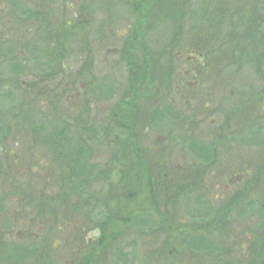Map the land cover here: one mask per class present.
I'll return each mask as SVG.
<instances>
[{
    "label": "rangeland",
    "instance_id": "1",
    "mask_svg": "<svg viewBox=\"0 0 264 264\" xmlns=\"http://www.w3.org/2000/svg\"><path fill=\"white\" fill-rule=\"evenodd\" d=\"M194 33L209 37L200 45L214 52L209 65L192 56L193 47L182 49L186 42L177 44ZM126 51L149 65L137 60L131 71ZM73 52L78 56L68 58ZM16 64L26 69L13 72ZM174 69L186 76L177 81L182 89L164 93L158 82ZM140 78L152 84L149 101L141 102ZM167 97L175 112L167 115L163 102L143 143L134 113ZM204 106L205 112L188 108ZM174 120L180 129L169 139ZM55 129L67 133L65 142L47 141ZM115 136L128 146L138 139L141 159L154 160L143 163L134 148L133 159L131 152L120 158ZM72 145L84 150L89 175L75 174L79 157L55 162ZM214 160L199 176L202 184L176 199L152 198L158 163L167 188ZM239 190L253 209L242 212L243 202L239 215L226 212V200ZM262 206L264 0H0V264H260ZM66 207L76 216L63 219ZM100 211L114 228L95 229ZM79 239L104 247L79 251Z\"/></svg>",
    "mask_w": 264,
    "mask_h": 264
},
{
    "label": "trees",
    "instance_id": "2",
    "mask_svg": "<svg viewBox=\"0 0 264 264\" xmlns=\"http://www.w3.org/2000/svg\"><path fill=\"white\" fill-rule=\"evenodd\" d=\"M148 4H151V5H153L152 4V2H150V3H148ZM144 9H145V7H144ZM148 15L149 16H151V11H149L148 12ZM208 18H209V16H208ZM207 25V24H206ZM219 29H220V27H218ZM234 29V28H233ZM242 29V33H245V34H249V30H247V29H245L244 28V26L241 28ZM197 33H194V34H188L185 38L184 37H182V39L184 38V41H182V39H180L179 41H177V44L179 43V45L180 44H182V45H184L185 44V42L188 44L187 46H183V48L182 49H185L186 51H190V47H193V52H194V55H192V56H195V53H198L197 55L198 56H200V57H202V56H204L206 59H210V60H212L213 58H214V52L213 51H210V50H208V49H205V48H203V47H200V45H202V39L203 38H209V37H202V36H197L196 35ZM194 41H196V43L194 42ZM55 45V44H54ZM57 47H58V49H59V56H60V63H64V61L65 60H67V57H65L64 56V54H65V51H64V41H61V43H59V44H57ZM203 50H205V51H203ZM231 53V52H230ZM124 54H125V57H124V62H128V61H132V59L134 60L133 62H132V64H131V67H132V65L134 66V62L135 61H137L138 60V62L141 60V59H137V60H135L136 58H133V55L129 52V51H126V52H124ZM185 54H187V52L185 53ZM190 54H188L187 56H189ZM242 55V54H241ZM232 57L233 58H237L238 57V54H235V53H233L232 52ZM144 58V57H143ZM239 58V57H238ZM261 58V57H260ZM142 61H147V58L145 59V60H142ZM138 62H136L135 63V65L136 64H139ZM134 67H132L131 69H133ZM255 110V107H253V108H251V110H249L250 112H252V111H254ZM247 111V110H246ZM248 111H247V115H248ZM247 117V116H246ZM246 117L244 118V119H246ZM102 122H104V121H102ZM55 133H57V136L56 137H54L55 136ZM66 135H67V133H66ZM64 137V138H63ZM53 138H59L58 139V141H65V139H66V137L65 136H63V131L62 130H60V129H55L54 130V132H53V134H51V139L50 140H52ZM114 139H116L115 140V147H117L115 150H116V152L117 153H119L118 154V156L120 157V158H122V159H126L127 157L126 156H128L129 155V153L128 152H131L130 153V156L132 155V159L134 158V156H133V154H134V152L132 153V148H134V151L136 152V158L137 159H139L140 160V148L137 146V144H136V142H133V146L134 147H132L131 145L130 146H128V142H123V141H125V140H123L122 138H119V140L117 139V136H115V138ZM113 139V140H114ZM138 140V139H137ZM53 141V140H52ZM71 141V140H70ZM244 142H246V140L244 141ZM204 146V145H203ZM71 147V148H70ZM68 146V147H66L64 150V153L68 156V157H64L63 156V151H60V153H59V155H58V157L55 159V161L57 162L58 161V163H57V165H60L61 164V162H62V160L64 159V160H68V161H70L71 159H73V158H76V157H79V159H78V162H77V164H76V167H75V174H78V173H80V172H82V171H86V176L87 175H89L88 173H92V171L90 170V169H88L87 168V166L86 165H89L88 164V162H83V164L81 163V161L82 160H84V159H82L81 157H84L85 158V152H84V150L83 149H77V151L76 150H74V148H73V145L72 146ZM201 146H195L194 148H200ZM91 156V154H88L87 155V157H90ZM149 157H150V155H149ZM80 158H81V160H80ZM89 159V158H88ZM131 159V160H132ZM213 163V162H212ZM57 167V166H56ZM158 168V167H157ZM156 168V169H157ZM156 169L154 170V171H156ZM59 171V170H58ZM163 173V170H158L157 172H156V174L154 173V175H156V180H157V183H156V185H154L153 184V191H152V198H154L155 200L156 199H158V197L159 196H163L164 197V195L167 197L168 196V198H173V199H176L177 197H180L181 195H182V192L184 191V190H186V189H188L190 186H192V185H194V184H197V183H201L202 184V182H200V180H198V177H199V175H198V172H199V170L198 169H194V170H192V172H191V178H189V179H187V180H182V181H179L178 182V184H176L175 186H169V187H167V188H162L161 186H160V174H162ZM61 173L62 172H60V173H58L57 175H58V177H57V179L58 180H60V175H61ZM190 184V185H189ZM187 185H189V186H187ZM160 186V187H159ZM51 188H54L53 186H50ZM82 187V186H81ZM170 188H173V190H171ZM185 188V189H184ZM170 196V197H169ZM247 194H246V192L245 193H242L241 195H239V196H237V200H234L231 204H226L225 206V211L226 212H231L232 211V209L234 208V211L233 212H236V213H238V214H240V210H239V206H240V204L241 203H243V202H245L246 201V199H247ZM150 198V197H149ZM246 203V202H245ZM249 203L250 202H248V203H246L247 204V206L245 207L244 206V204L241 206V210H242V212H247L248 210H251V209H253V206L252 205H249ZM245 204V205H246ZM237 207V208H236ZM255 207V206H254ZM236 208V209H235ZM246 208H248V209H246ZM258 209H260L261 211H262V213L263 214H261V216L262 217H264V206H262L261 208H259L258 207ZM258 211V210H257ZM256 211V212H257ZM66 213L67 212H69L70 214H72V211L71 210H68V208H66V211H65ZM259 212V211H258ZM257 212V213H258ZM42 214V213H41ZM41 214H38V217L41 215ZM222 214H223V212H222ZM132 215V214H131ZM130 215V216H131ZM220 216V215H219ZM221 217V216H220ZM222 218V217H221ZM221 218L219 219V223H223L222 221H221ZM51 219L53 220V221H55V222H57V219H58V213L57 212H52L51 213ZM91 220H93V218H91ZM111 220H112V217L110 218V217H108V215H107V213L105 214V212H98V214L95 216V218H94V220H93V223L95 224V229H97V228H99L98 226H101V227H103V226H105L106 228H108V229H112V228H114L112 225H111ZM133 220H134V218L133 217H130V224L131 223H135V221L133 222ZM110 224V225H109ZM126 229H128V228H126ZM166 232V231H165ZM1 233V232H0ZM123 233V232H122ZM149 232H147V234H148ZM152 233V231L150 232V234ZM150 234H148L147 235V238H145L144 239V241H148V237L150 236ZM262 241L264 242V234H263V236H262ZM206 243V242H205ZM204 243V244H205ZM212 244V243H211ZM258 245V244H257ZM259 246V245H258ZM98 247H100V244H98ZM260 249V255H259V258H260V264H264V243H262V245H261V247L259 248ZM121 252V251H120ZM119 252V253H120Z\"/></svg>",
    "mask_w": 264,
    "mask_h": 264
},
{
    "label": "bare ground",
    "instance_id": "3",
    "mask_svg": "<svg viewBox=\"0 0 264 264\" xmlns=\"http://www.w3.org/2000/svg\"><path fill=\"white\" fill-rule=\"evenodd\" d=\"M63 136H65L66 137V132L65 131H63ZM64 138V137H63Z\"/></svg>",
    "mask_w": 264,
    "mask_h": 264
}]
</instances>
